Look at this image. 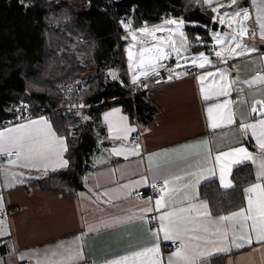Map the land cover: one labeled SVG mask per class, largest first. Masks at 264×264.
Instances as JSON below:
<instances>
[{
  "label": "crops",
  "instance_id": "obj_1",
  "mask_svg": "<svg viewBox=\"0 0 264 264\" xmlns=\"http://www.w3.org/2000/svg\"><path fill=\"white\" fill-rule=\"evenodd\" d=\"M194 1L211 9L216 3L225 4L227 2V0H214L210 7L204 3V0ZM260 2L261 0H256V3ZM236 4L239 6L238 3ZM243 6L248 9L250 15L247 25L248 35L243 36L242 42L255 49L251 52L241 47L236 49L241 53L240 55H230L227 49L235 47V43L225 47L226 43L223 48L219 46L212 50L204 49V44L197 45L196 40L189 42L183 31V25L177 31H157L155 33L156 36L174 34L175 40L180 45L185 48L190 45L196 52H204L209 58H213V63L203 68L199 65L178 68L174 73L179 72L180 79L147 91L146 95L150 102L159 108L153 120L148 123L132 118L120 104L114 103L106 106L101 116L107 138L95 153V163L98 166L86 174L85 186L82 190L73 194H63L56 188L41 186L40 178L65 169L68 165L55 169L49 168L45 174L41 169L8 166L4 163L8 159L6 156L1 167L3 191L0 196L3 197V205L0 208L8 210V217L3 220L5 224L0 226L5 229L4 234L0 235V264H37V260L44 255L45 249L57 245L60 241L70 242L81 232L86 233L83 240V251L88 264L92 262L102 264L105 259L149 247L154 242L149 229L158 228L160 212L168 210L167 208L156 210L155 198L159 195V191L155 194L149 192L155 169L167 170L180 176L179 180L170 181L169 187L175 191L170 197L165 195L166 204L172 207H186L189 203L207 201L210 212L208 199L199 195L200 187L205 181L216 179L221 188L229 189L234 186L233 170L241 164L249 163L256 179L253 183L257 182L258 166L256 163L242 159L240 156L224 157L219 162L215 159L218 152H229L230 149L241 146L252 152L254 159L257 160L261 152L251 129H240L241 123L251 124L264 119V112L260 111V108L264 107L260 103L264 101V82L257 80L252 84L246 83L256 76L258 71H260L259 74L264 75V53L262 56L258 53L260 47L264 49V39L260 37L257 10L253 0L243 1ZM161 24L167 23L161 22L152 26ZM167 25L165 29L175 27V25ZM224 29L225 27H222V31H225ZM135 30L137 29L132 27L127 29L125 39L135 43L134 60L136 62L139 59L140 49L151 46L154 39L143 34V39L133 41L130 32ZM181 32L184 33L183 37L180 35ZM253 32L255 35L252 34ZM137 35L139 37L142 34L137 32ZM141 40L144 42L141 43ZM214 50H221L224 53L223 58L217 57ZM170 56L173 55L167 54L164 58L157 60V65ZM193 67L200 68L202 73L197 76L184 75L189 68ZM217 69L226 70L228 87L221 91V94L210 95L208 99H205L198 77L204 73H213L214 75L206 77L203 83L205 87L218 88L225 84V80L220 79ZM129 73L127 68L126 77L132 81ZM150 74L152 72L148 75ZM116 75L117 70L115 77ZM142 78L144 77H140L139 81ZM224 101H229V103L221 109L214 110L219 126L213 128L208 118L207 108L212 104H223ZM253 108L256 111H253ZM113 109H119V111L113 112ZM229 110L233 114L231 124L223 122L222 119ZM105 113H112L109 119L113 123H122L121 118L127 117L126 123L133 130L128 133L126 139L109 133V122L104 118ZM39 117L44 116H35L30 120H37ZM45 118L51 122L53 129L57 132L51 119ZM16 124L2 127L0 130L11 128ZM57 134L61 135L58 132ZM136 135H139L137 140L134 139ZM204 141H207L206 145ZM134 143L141 146L139 155L125 157L112 152L113 147L119 148L121 145L130 147ZM185 145L188 147H182ZM165 149L168 151H162ZM206 150L211 152V157L207 162L203 159ZM66 152L64 158L67 160ZM149 153L156 154L151 159V167L149 166ZM222 163L227 166L225 168L226 179L232 182L228 187L221 184ZM198 167H203L204 171H197ZM11 173L17 174L15 179L12 178ZM20 173L23 175H19ZM142 176L148 177V182L136 184L135 182L139 181ZM260 182L264 183V180ZM105 192L108 193L107 196L104 195ZM81 193L85 195L81 196ZM244 194L243 207L246 208L248 194L245 192ZM252 195L255 196V193ZM109 197L112 199L109 200ZM147 197H152L150 203L153 211L142 214L139 209L149 204ZM105 201L108 202L105 203ZM141 215L149 219L142 220ZM221 215L226 214L211 212L212 218ZM112 216H131L132 218L98 231L87 232L88 225H95L100 220ZM153 217L155 219H152ZM224 223L230 229L228 241L225 242L229 250L213 252L211 256L201 258L203 264H217L215 261H219L220 264V260L223 264H264V241L255 239L251 221H248L247 231L252 236V243H245L242 248H237L231 243L233 235L231 222ZM236 229L239 235V225H236ZM160 236L162 264H168L169 254L175 249L167 248L170 241L162 239V232ZM213 242L221 243L220 241ZM200 243L204 244L207 241H200Z\"/></svg>",
  "mask_w": 264,
  "mask_h": 264
},
{
  "label": "trees",
  "instance_id": "obj_2",
  "mask_svg": "<svg viewBox=\"0 0 264 264\" xmlns=\"http://www.w3.org/2000/svg\"><path fill=\"white\" fill-rule=\"evenodd\" d=\"M243 1L236 3L241 7ZM205 8L194 0H120L111 5L106 0H91L88 8L81 9L67 0H0V124L11 115L13 101L28 102L38 112L58 102L59 83L77 77L91 84L84 98L99 104L50 117L57 132L66 137L68 166L40 178L41 186L63 194L84 188L86 174L98 166L95 153L107 138L101 116L106 106L120 104L132 118L146 123L159 111L146 92L133 100L125 97L121 83L109 71L116 68L123 77L127 73V29L116 33L119 17L130 12L135 29L145 23L183 20L189 42L199 36L212 40L217 22ZM232 178L234 186L229 189L221 188L216 179L201 185L199 195L208 199L213 214L243 207L244 188L256 180L249 163L237 166Z\"/></svg>",
  "mask_w": 264,
  "mask_h": 264
},
{
  "label": "snow or ice",
  "instance_id": "obj_3",
  "mask_svg": "<svg viewBox=\"0 0 264 264\" xmlns=\"http://www.w3.org/2000/svg\"><path fill=\"white\" fill-rule=\"evenodd\" d=\"M204 3L210 7L213 5L214 0H204ZM257 10V21H259V32L261 39H264V0L260 3H256ZM229 4H236V0H229ZM225 5L216 3L215 7H212V11L219 14V23L227 24L232 29L231 33L225 32H214L213 38L216 45H220L223 48L224 44H232L235 42V47H229L227 52L235 55H240L237 52V48L243 47L247 51L251 52L255 49L243 44L242 37L248 35V28L243 21L249 18V11L247 8H241L237 6L231 14L223 12L221 9ZM214 19L216 17H213ZM167 24L175 25L174 29H165L163 26H155L153 28L147 27L145 23L144 27H141L135 31H131V39L137 41L140 39L138 33L147 34L152 39L166 42L164 36H156L157 31H177L183 25V20L171 19L166 21ZM125 29H130L131 24L125 23L121 20ZM235 25V27H234ZM255 35V32L252 33ZM180 35L183 37L184 33ZM186 39V38H185ZM167 41H171L173 50L179 55L180 49L176 48L175 41L171 40V36L167 37ZM144 41L141 40V43ZM133 44L129 45V68L135 69V73L131 79L133 84L138 83L140 77H147L149 72L156 73L158 67L163 65H157V60L164 58L167 53L164 52L163 48L159 44L152 45L147 48H141L139 53V59L133 63ZM215 55L219 58H223L224 53L221 50H216ZM192 65H199L203 68L206 64H212V60L209 59L208 55L204 52H199L194 55L190 61ZM115 78V72L109 70ZM171 72V69L169 70ZM217 73L220 74V79L225 80V84L218 88L205 87L204 80L206 77H211L214 74L204 73L198 77L201 81V92L205 99H208L210 95H219L221 91L228 87L226 81V70L217 69ZM185 75L187 73H184ZM180 73L177 72L176 76L179 77ZM172 75L168 76V79H172ZM257 80L264 82V75L257 74L252 77L250 81L246 83L252 84ZM147 87V85H143ZM229 101H224L223 104H212L207 108L208 118L211 122V127L216 128L219 126L217 118L214 116V110L225 107ZM264 105V101L260 102ZM73 107H84L83 104L73 105ZM119 109H113V112H118ZM253 111H256L253 108ZM261 112H264V107L260 108ZM112 113H105L104 118L108 121V131L110 134L117 137L127 138V135L133 129L129 126L126 121L127 117H122V123H113L109 118ZM87 119V117H85ZM225 123H233V114L229 110L222 118ZM241 130L251 129L252 135L256 137L258 147L261 152L258 160L254 159L253 153L249 152L247 148L241 146L230 149L229 152H218L215 159L219 162L224 157L240 156L242 159L250 160L256 163L258 170L256 172L257 182L249 185L244 189L247 195V207H240L235 211L228 212L226 215H221L216 218H212L211 212L208 207L207 201H200L199 203H189L186 207H172L165 203V195L169 197L172 195L175 189L169 187V183L172 180H179L180 176L176 173L155 169L152 177V187L157 188L159 195L155 198V209L167 208L168 210L162 211L159 214V227L150 228L149 231L154 237V242L145 248H141L137 251L116 256L111 259H105L102 264H162L161 253H160V233H163L162 239L164 241H171L173 243L178 242V246L175 251L169 254L168 264H203L201 258H207L211 256L213 252H221L229 250L227 247L229 227L224 223L226 221L231 222V231L233 233L231 243L237 248H242L245 243H252V236L247 231L248 221H251V229L255 232V239L257 241H264V119H260L251 124H240ZM205 145L207 141L203 142ZM140 145L134 143L132 146L121 145L119 148L113 147L112 152L116 155L127 156V155H139ZM182 147H188L187 145ZM68 145L66 138L62 135H58L53 129L51 122L45 117H39L37 120H26L24 123L16 124L11 128H5L0 130V153L5 154L8 159L4 162L8 166H22L25 168H36L41 169L47 173L48 169H55L60 167H66L68 160L64 158V153L67 151ZM168 151V150H162ZM13 152H15V158H13ZM149 166L151 167V159L155 156V153H149ZM211 157L210 150H206L203 154L205 162ZM227 166L222 163L220 169V180L221 184L225 187L231 185V181L226 179L225 168ZM197 171H204L203 167H198ZM187 174V173H185ZM13 179L17 176L16 173L10 174ZM19 175H23L20 173ZM162 180V184L158 185L157 180ZM147 183L148 177L142 176L136 184ZM255 193V196L252 194ZM85 195L81 193V196ZM108 195L107 192L104 193ZM112 199L109 197V200ZM149 204L139 209L143 214L144 212H152L153 207L151 206L152 197L146 198ZM108 201H105L107 203ZM3 205V197L0 196V207ZM193 210H195L193 212ZM203 219H200V218ZM131 216H112L100 220L95 225H88L87 232L98 231L102 228L112 226L115 224L123 223L126 220H130ZM140 219H149L143 215ZM152 219H155L153 217ZM5 221L0 220V226H3ZM236 225H239V235H237ZM5 229L0 227V235H3ZM86 233L81 232L78 236L74 237L72 241H60L57 245L44 250V255L37 260V264H88V260L84 256L83 251V240ZM200 241H207V243L201 244ZM213 241H220L221 243H215ZM23 259V255L21 256ZM95 264V262H92Z\"/></svg>",
  "mask_w": 264,
  "mask_h": 264
},
{
  "label": "built area",
  "instance_id": "obj_4",
  "mask_svg": "<svg viewBox=\"0 0 264 264\" xmlns=\"http://www.w3.org/2000/svg\"><path fill=\"white\" fill-rule=\"evenodd\" d=\"M106 1L108 4L111 5L120 0H106ZM69 2L73 3L74 7L77 9L88 8L90 4V0L84 1V3H77L76 0H70ZM121 20H123L125 23L130 22V24L132 25L133 23L132 14L130 12H127L119 17V26L116 31V33H118L119 35L122 33V30L125 29L123 24H121ZM258 53L259 55L262 56V54L264 53V49L260 47ZM178 62H179V57L175 55L164 59L160 64L163 65V67L157 68L158 75L156 73H152L147 77L142 78L136 84H133V82L130 79H127V77H123L118 72L116 77L121 83L122 88L125 90V97H130L133 100L137 95L145 93L161 84L180 79L181 75L177 77L176 74L174 73L175 71L174 68L178 64ZM170 69L171 72L169 71ZM186 73H187L186 76H197L202 73V70L200 68L193 67V68H189L186 71ZM259 73L260 71L257 72V74ZM169 75H172L173 78L168 79ZM145 84L147 85V87L143 86ZM88 88H89V83L79 78L72 81H65L59 83L57 85V89L61 95V99L59 100V102L53 106H42L38 112L34 111V108L30 103L25 101L15 100L12 102L10 107L12 111L11 115L5 122L0 124V128L13 125L16 123H20L26 120H30L35 116H44L48 118L54 114H71V113H78L84 110H89L93 106H97L99 104H93L92 102L87 101L84 98L85 91ZM111 100L112 101L116 100V97L112 98ZM78 104H83L84 107H73V105H78ZM138 137L139 135H136L134 139L137 140ZM0 155L6 158L5 154H0ZM13 156H15V152H13ZM156 183L160 185L162 184V181H157ZM157 190H158L157 188L152 187V184L149 187V192L151 194H155ZM2 191H3V182H2V170L0 167V193ZM7 217H8V210L4 208H0V220L3 221L7 219ZM177 246H178V242L173 243L170 241L167 248L176 249Z\"/></svg>",
  "mask_w": 264,
  "mask_h": 264
},
{
  "label": "rangeland",
  "instance_id": "obj_5",
  "mask_svg": "<svg viewBox=\"0 0 264 264\" xmlns=\"http://www.w3.org/2000/svg\"><path fill=\"white\" fill-rule=\"evenodd\" d=\"M84 1L85 0H83V2H81V3H84ZM91 1V0H90ZM73 4V3H72ZM223 5H225V7L227 8L226 10H224L223 12H228L229 14H231V12L238 6L237 4H234V5H231V4H229V1L227 0V2L225 3V4H223ZM216 6V4L214 5V7ZM241 8H245L244 6H241ZM223 12H221V14L223 13ZM214 17H216L215 19L213 18V20L214 21H216L217 22V24L219 25V27L217 28H213V30L211 31V36H212V40H208V39H203V37H201V36H199L197 39H196V41H195V43L197 44V45H201V43L202 44H204V49H208V50H212V49H215V48H219V46L220 45H216L215 43H214V38H213V33L214 32H220V33H225V32H228V33H231V31H232V29H230L228 26H227V24H220L219 23V14L218 13H215V15H214ZM244 22V24L247 26L248 25V19L247 20H245V21H243ZM217 25V26H218ZM160 26H163L164 28L165 27H168V25L167 24H161ZM147 27H149L150 29L151 28H153V26H151V25H148ZM222 27H225V31H222ZM234 27H235V25H234ZM169 28H172V26H169ZM174 28H176V26L175 27H173L172 29H174ZM169 36H171V40L172 41H175V46H176V48H179L180 49V52H179V55L177 54V52L175 51V50H173V47H172V45H171V41H167V37H169ZM140 37V39H143V34L141 35V36H139ZM165 38H166V42H161V41H157V40H154L153 42H152V45H156V44H159L160 45V47H162L163 48V50H164V52L165 53H167V54H169V55H175V56H178L179 57V62H178V64L175 66V70L176 69H178V68H185V67H187V66H189V65H192L191 63H189L188 61H190V59L194 56V55H196V54H198L199 52H196V50H194L193 48H192V46H190V45H188L187 46V48H185V46H182V45H180L176 40H175V37H174V34H171V35H168V36H164ZM242 40H244V38L242 37L241 38ZM233 43H235V42H233ZM130 44H133L134 45V47L132 48V52H133V63H135V60H134V49H135V43H133L132 41H127V43H126V52H125V59H126V64H127V68H128V70H129V74H130V76L132 77V75L135 73V69H131L130 70V68H129V55H128V52H129V45ZM226 44V43H225ZM224 44V45H225ZM151 45V46H152ZM148 47V46H147ZM150 47V46H149ZM225 47H228V44H226L225 45ZM215 51V50H214ZM210 60H212L213 61V58H209ZM206 65H208V64H206ZM114 71V70H113ZM113 76V75H112Z\"/></svg>",
  "mask_w": 264,
  "mask_h": 264
},
{
  "label": "bare ground",
  "instance_id": "obj_6",
  "mask_svg": "<svg viewBox=\"0 0 264 264\" xmlns=\"http://www.w3.org/2000/svg\"><path fill=\"white\" fill-rule=\"evenodd\" d=\"M85 1H87V0H85ZM76 2L77 3H81V2H83V0H76ZM112 70H114L115 72H116V68H112ZM83 79L84 81H87L88 83H89V88L85 91V93L90 89V87H91V84H90V82H89V80L87 79V78H85V77H77V78H74V79H71V80H68V81H72V80H75V79ZM57 91H58V89H57ZM59 92V91H58ZM60 94V93H59ZM61 99V95H60V97H59V100ZM59 100H58V102H59ZM110 101H112L111 99H110ZM57 102V103H58ZM56 103V104H57ZM51 117V116H50ZM50 117H48V118H50ZM8 119V118H7ZM6 119V120H7ZM5 120V121H6ZM4 121V122H5ZM5 160V157L4 156H2V155H0V167H2V162ZM1 170H2V168H1ZM158 192V190L155 192V193H157Z\"/></svg>",
  "mask_w": 264,
  "mask_h": 264
},
{
  "label": "water",
  "instance_id": "obj_7",
  "mask_svg": "<svg viewBox=\"0 0 264 264\" xmlns=\"http://www.w3.org/2000/svg\"><path fill=\"white\" fill-rule=\"evenodd\" d=\"M67 1H70V0H67ZM225 9H226V7H224L223 9H221V12H223ZM203 11L206 12L211 18H213L214 15H215V12H213L211 10V8H205V9H203Z\"/></svg>",
  "mask_w": 264,
  "mask_h": 264
}]
</instances>
